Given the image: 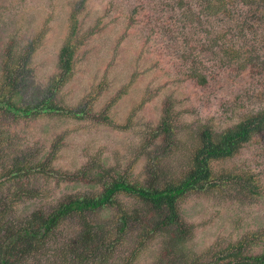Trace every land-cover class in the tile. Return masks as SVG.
Listing matches in <instances>:
<instances>
[{
	"label": "rangeland",
	"instance_id": "rangeland-1",
	"mask_svg": "<svg viewBox=\"0 0 264 264\" xmlns=\"http://www.w3.org/2000/svg\"><path fill=\"white\" fill-rule=\"evenodd\" d=\"M184 4L197 8V0ZM182 10L179 0H0V94H9L12 72L19 105L47 98L64 108L37 116L0 110V202L10 206L9 225L17 229L71 196L101 192L100 174L141 184L178 178L203 128L219 132L264 108V55L239 69L211 44V31L179 23ZM67 43L74 49L68 73L61 67ZM254 47L264 52L260 42ZM64 73L66 82L53 89ZM165 118L169 137L161 131ZM20 166L23 175H7ZM212 167L215 174L248 172L259 194L230 186L189 192L178 204L181 241L172 230L152 232L157 216L118 194L138 221L129 219L111 251L107 240L95 245L94 257H72L82 249L74 214L38 252L16 253L13 264H223L222 251L239 241L245 254L264 253V132ZM87 217L102 233L117 229L120 218L112 207Z\"/></svg>",
	"mask_w": 264,
	"mask_h": 264
},
{
	"label": "trees",
	"instance_id": "trees-1",
	"mask_svg": "<svg viewBox=\"0 0 264 264\" xmlns=\"http://www.w3.org/2000/svg\"><path fill=\"white\" fill-rule=\"evenodd\" d=\"M179 2L183 9L179 23L196 31L201 29L211 31L214 34L210 40L211 44L215 47L220 46L218 50L222 51L223 56H228L230 61L240 63L237 64L239 69L248 67L247 65L260 60L264 55V52H260L261 47H254L255 41L264 45V0H197V8L188 7L184 4V0H179ZM201 46L203 50L208 48L204 43ZM73 50L69 43L61 50V67L67 73L72 65ZM189 73L199 85H205L208 82L203 73L196 69ZM8 74L6 82L8 86L12 83V87L8 91L9 94H0V110L15 111L21 116L31 114L37 116L44 111L55 112L64 109L47 98L31 106L19 105V102L14 100V97L19 95V85L13 73L8 72ZM67 78L66 73L61 74L53 81V89L66 82ZM161 131L168 137L172 135L168 118L162 121ZM262 132H264V108L247 114L233 126L219 132L205 127L199 133L197 147L190 154L189 168L180 177L170 178L163 183L153 181L141 184L132 183L121 174L107 181L104 175L100 174L103 187L101 192L71 196L61 201L52 210L35 214L17 229L9 225L7 217L10 206L5 202H0V264H13L16 260V253L25 255L31 253L30 251L34 248L35 252H38L41 248L39 246L41 240H45L64 223L67 217L74 214H77L81 227L82 249L79 254L74 255L75 251H71L73 255H70L85 261L90 256L94 257L97 245L102 247L107 240H110L107 251H111L113 244L119 243L122 237L124 238L129 219L134 218L138 221L136 211L126 212L121 207V203L117 202L118 194L136 197L146 205L148 212L157 216L152 232L172 230L178 240H183L184 232L181 229L183 222L178 204L189 192L230 186L231 188L237 187L239 191L246 192L248 195L259 194V186L255 184V177L248 172L234 173L231 171L215 174L212 163L233 158L243 145ZM22 167L24 166L13 168L7 175L13 177L23 175L24 168ZM111 207L116 208L120 216L118 228L108 229L102 233L103 225L89 220L87 214ZM245 245L246 243L242 241L228 245L222 251L224 255L219 260H223V264H264V253L245 254Z\"/></svg>",
	"mask_w": 264,
	"mask_h": 264
}]
</instances>
